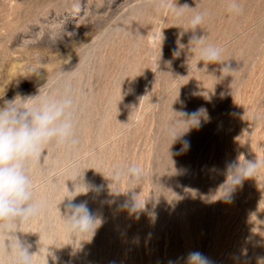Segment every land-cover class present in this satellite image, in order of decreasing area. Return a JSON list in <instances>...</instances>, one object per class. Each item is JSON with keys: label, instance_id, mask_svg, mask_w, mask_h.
Wrapping results in <instances>:
<instances>
[{"label": "rangeland", "instance_id": "rangeland-1", "mask_svg": "<svg viewBox=\"0 0 264 264\" xmlns=\"http://www.w3.org/2000/svg\"><path fill=\"white\" fill-rule=\"evenodd\" d=\"M156 3L0 0V106L59 92L63 79L76 98L78 143L50 144L30 172L48 200L18 228L34 264H186L192 251L213 264H264V167L230 201L219 191L230 163L264 160V0H238L239 15L226 0H176L189 7L182 16ZM196 13L206 14L204 45L222 49L218 64L189 45ZM171 124L184 132L174 143ZM133 164L140 183L110 182L114 167ZM77 175V191H90L74 203L87 201L101 221L92 237L70 236L62 218Z\"/></svg>", "mask_w": 264, "mask_h": 264}, {"label": "clouds", "instance_id": "clouds-1", "mask_svg": "<svg viewBox=\"0 0 264 264\" xmlns=\"http://www.w3.org/2000/svg\"><path fill=\"white\" fill-rule=\"evenodd\" d=\"M157 10H169L177 16L183 15V9L188 5L177 6L176 0H157ZM226 8L230 14L239 15L243 12L238 0H226ZM205 13H196L190 19L192 36L189 45L197 51L199 60L204 64H218L221 60L222 49L213 45L205 46L203 37L197 35V29L204 22ZM179 55V52H174ZM222 70L231 71L229 64L224 63ZM59 92L38 94L33 97L6 100L0 106V254L9 255L12 264H34V254L30 252L31 244L18 236L20 225L27 224L43 216L48 210L46 197L38 198L36 187L30 175L34 165L40 162L45 150L50 144L58 147L71 148L78 143L76 136V98L71 82L63 79L58 82ZM31 100V103H27ZM204 109H198L189 115L185 122L194 121L190 127L200 126V115ZM184 133V132H183ZM183 133L177 134L175 124L165 129V135L172 138L174 143ZM190 148V142L183 141L181 151ZM264 167V160H240L228 165L227 178L219 188L221 199L230 201L232 193L246 179L253 178L258 170ZM110 182L119 184L126 179L130 184H138L143 180L142 169L138 165H130L126 169L114 167L111 170ZM77 175L72 180L73 188L67 200L65 214L62 215L64 225L72 237L95 234L101 221L88 207L87 201L74 203L78 195H87L90 188L82 184L84 190L77 191L80 183ZM100 190L102 186H95ZM136 194L133 193L132 206L138 208ZM61 201V202H62ZM60 202V203H61ZM61 213V212H60ZM48 264V261H47ZM186 264H213L199 251L188 253Z\"/></svg>", "mask_w": 264, "mask_h": 264}]
</instances>
